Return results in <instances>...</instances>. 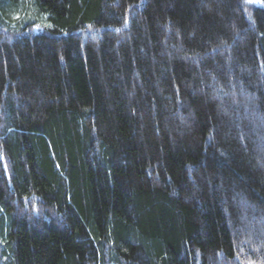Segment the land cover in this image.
<instances>
[{
    "label": "trees",
    "instance_id": "obj_1",
    "mask_svg": "<svg viewBox=\"0 0 264 264\" xmlns=\"http://www.w3.org/2000/svg\"><path fill=\"white\" fill-rule=\"evenodd\" d=\"M0 264H264V0H0Z\"/></svg>",
    "mask_w": 264,
    "mask_h": 264
},
{
    "label": "rangeland",
    "instance_id": "obj_2",
    "mask_svg": "<svg viewBox=\"0 0 264 264\" xmlns=\"http://www.w3.org/2000/svg\"><path fill=\"white\" fill-rule=\"evenodd\" d=\"M250 1H252L253 3H258V0H250Z\"/></svg>",
    "mask_w": 264,
    "mask_h": 264
}]
</instances>
